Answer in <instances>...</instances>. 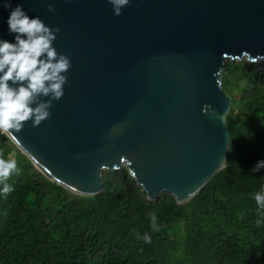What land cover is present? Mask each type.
I'll return each mask as SVG.
<instances>
[{
  "label": "water",
  "instance_id": "water-1",
  "mask_svg": "<svg viewBox=\"0 0 264 264\" xmlns=\"http://www.w3.org/2000/svg\"><path fill=\"white\" fill-rule=\"evenodd\" d=\"M10 3L59 27L53 46L71 59L50 118L8 135L45 175L94 195L126 165L150 199L185 202L225 166V62L264 59V0H130L119 16L108 0ZM2 4L0 40L15 42Z\"/></svg>",
  "mask_w": 264,
  "mask_h": 264
},
{
  "label": "trees",
  "instance_id": "trees-1",
  "mask_svg": "<svg viewBox=\"0 0 264 264\" xmlns=\"http://www.w3.org/2000/svg\"><path fill=\"white\" fill-rule=\"evenodd\" d=\"M222 87L233 99L226 164L185 202L150 199L126 165L103 172L100 193L74 192L0 132V158L17 162L13 190L0 192V264H264L254 199L264 168L253 172L264 161V59H227Z\"/></svg>",
  "mask_w": 264,
  "mask_h": 264
},
{
  "label": "clouds",
  "instance_id": "clouds-1",
  "mask_svg": "<svg viewBox=\"0 0 264 264\" xmlns=\"http://www.w3.org/2000/svg\"><path fill=\"white\" fill-rule=\"evenodd\" d=\"M108 2L113 6L114 15L119 16L130 0ZM2 7L10 9L7 24L15 42L0 40V132L15 139L13 130L20 132L25 122L32 120L33 127H37L50 118L49 109L53 101L63 97L64 86L68 82L66 73L72 65L70 57L58 53L53 46L59 27L53 29L39 17L30 18L22 4L13 8L10 0H3ZM48 10L55 12L52 4L48 5ZM261 168H264V161L258 162L253 172ZM16 171L15 159L0 158L2 194L7 195L13 190L6 181ZM254 199L258 207L264 209V190L255 193ZM155 220L153 215L154 229ZM143 239L151 243L147 234Z\"/></svg>",
  "mask_w": 264,
  "mask_h": 264
}]
</instances>
